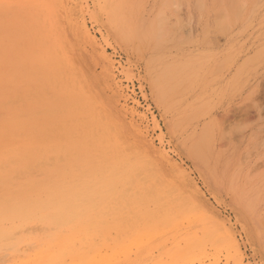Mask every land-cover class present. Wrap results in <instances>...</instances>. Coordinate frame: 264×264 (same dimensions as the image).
Masks as SVG:
<instances>
[{"label": "rangeland", "instance_id": "rangeland-1", "mask_svg": "<svg viewBox=\"0 0 264 264\" xmlns=\"http://www.w3.org/2000/svg\"><path fill=\"white\" fill-rule=\"evenodd\" d=\"M15 4L19 20L12 19ZM80 7L78 14L73 0H59L55 18L33 0H0V125L16 118L8 134L22 132L38 156V140L49 144V135L66 134V172L86 174L126 161L127 154L147 161L136 137L141 128L154 148L188 172L201 196L184 193V200L166 198L142 209L168 211L172 221L190 212L194 220L180 219L181 232L199 229V216L210 225L214 216L225 219L243 264H264V0H80ZM101 54L112 64L120 98L104 79ZM67 79L78 92L66 90ZM11 135L0 133V147L23 145ZM111 143L118 148L112 157L120 153L114 159L106 151ZM154 163L158 176L175 184L172 168L162 159ZM113 206L127 220L139 211L125 200ZM174 245L165 233L134 262L166 258ZM4 254L0 248V264H10Z\"/></svg>", "mask_w": 264, "mask_h": 264}, {"label": "bare ground", "instance_id": "bare-ground-1", "mask_svg": "<svg viewBox=\"0 0 264 264\" xmlns=\"http://www.w3.org/2000/svg\"><path fill=\"white\" fill-rule=\"evenodd\" d=\"M33 1L39 2L42 8L49 10L51 14L49 16L56 18V4L59 0ZM73 1L79 7L78 14H80V0ZM16 7L18 8L15 4L10 8L14 9L12 19L19 20L21 15ZM2 12L3 9L0 8V13ZM78 14L75 15L80 16ZM0 25H4L3 21ZM83 37L85 41L92 42L87 32H84ZM2 45L0 41V69L4 59ZM46 59L48 61L49 57ZM100 59H102L104 79L113 86V93L119 98L122 97L120 85L118 83V86L114 81L116 77L115 74L113 76L111 62L103 54ZM73 62L75 64L76 61ZM48 63L52 66L56 64L52 60ZM60 63H66V56H61ZM165 65L163 68L169 66L166 63ZM162 71L164 69L160 70ZM2 76L0 70V90H3ZM68 80L66 90L71 93L72 90L78 92L77 87L70 85ZM179 82L178 84L182 86L183 82L181 84ZM165 92L169 93L166 90ZM165 92L163 95L166 96ZM89 99L94 100L95 97L91 96ZM116 103L117 100L114 104ZM15 120L16 118H12L6 125H0L1 135L12 134L11 137L18 139V143L19 141L23 143L20 148H11L10 145L0 147V248L11 256L10 264H131L130 261L136 264L134 261L139 258L141 250L157 242L165 233H170L174 239L173 250L167 252L166 258L160 257L157 261L149 259L151 261L140 264H243L239 245L231 229L227 227L228 223L225 219L214 216L213 224L210 225L206 223L204 217L199 216L197 221L202 225L199 229L181 232L178 228L180 219L186 218L189 224L194 220L190 212L172 221L169 219L168 211L161 213L156 210L150 215L142 209L149 202L159 206V201L166 198L184 200L186 198L184 193L192 197L199 195V189L188 172L180 164L174 163L159 148H154L147 138L146 131L141 128L136 129V137L145 150L147 161H143L140 156L127 154L129 156L126 157V161H117L112 167L97 169L89 174L82 173L79 168L75 172L72 169V172L68 173L66 172V134L65 136L58 134L59 138L61 136L58 140L56 136L48 134L50 140L54 141L49 144L38 140L40 149L38 156V153L31 151L37 145L26 147V139L22 132L17 130L8 134V131L16 125ZM59 128L58 131H61ZM102 132L105 133V130ZM85 135L88 138L89 132H85ZM94 140L104 144L103 140H98V136ZM112 147L118 150L116 145L111 143L106 151L110 154V158L114 159L120 153L114 152L115 156L112 157ZM44 150L48 155L42 153ZM77 153V151L71 152L74 159L79 157ZM157 159H162L172 168L175 174L173 177L178 183L170 182L165 176L164 178L158 176L160 172L157 171L154 163ZM187 189L189 193L186 192ZM196 199L188 198L189 202H194ZM124 200L139 209L130 213L129 220L123 219L113 206V204L120 205ZM110 230L117 233L115 239L110 238L108 233ZM97 239L99 242H96ZM180 242L183 243L182 247H179ZM132 255L135 258L131 259ZM1 258L4 259V256Z\"/></svg>", "mask_w": 264, "mask_h": 264}]
</instances>
